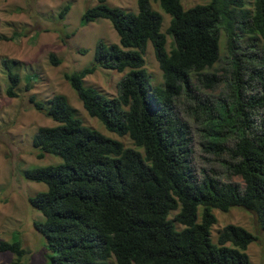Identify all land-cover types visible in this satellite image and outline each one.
I'll list each match as a JSON object with an SVG mask.
<instances>
[{
	"label": "trees",
	"instance_id": "16d2710c",
	"mask_svg": "<svg viewBox=\"0 0 264 264\" xmlns=\"http://www.w3.org/2000/svg\"><path fill=\"white\" fill-rule=\"evenodd\" d=\"M135 3L136 12L109 7L105 0L83 10L80 25L104 19L117 43L98 40L91 64L63 77L89 117L142 151L84 126L61 94L45 102L29 96L31 106L54 123L34 132L36 157L60 161L23 171L25 180L45 186L26 198L42 217L31 226L52 252L51 264H250L246 247L260 238L264 248V120L255 117L264 110V0H253L251 10L244 0H209L187 9L180 0ZM151 3L169 17L168 50L162 17ZM220 30L232 71L228 81L206 72L219 60ZM242 34L248 38L241 46ZM147 43L160 86H151L144 69ZM48 61L59 63L52 54ZM11 64L1 60L9 98L16 97L19 83ZM96 69L123 73L114 97L83 85ZM24 78L29 91L30 77ZM223 82L219 95L200 93ZM181 99L200 150L238 176L242 188L193 167L191 128L177 108ZM231 207L253 215L259 236L226 224L211 241V211ZM3 252L16 256L9 264H22L16 238L0 241Z\"/></svg>",
	"mask_w": 264,
	"mask_h": 264
},
{
	"label": "rangeland",
	"instance_id": "374dc122",
	"mask_svg": "<svg viewBox=\"0 0 264 264\" xmlns=\"http://www.w3.org/2000/svg\"><path fill=\"white\" fill-rule=\"evenodd\" d=\"M208 1L180 0V4L183 9H187L194 5L206 4ZM252 1L244 0V8L251 10ZM105 3L109 7L136 12L135 0H105ZM95 4L96 0H0V241L9 242L16 238L20 242L24 252L19 258L22 264H51L49 256L52 255V252L46 249L42 236L36 234L31 226L32 221H41L42 217L26 201L28 196L44 191L45 186L42 183L25 180L23 171L60 162L52 155L36 157L37 150L31 146L34 132L38 127H50L54 123L31 106L29 96L45 102L52 95L61 94L84 126L121 142L124 147L142 151L134 147L127 136L119 137L110 133L96 119L89 117L63 77L66 73L78 71L91 64L93 48L98 40L106 44L117 43V35L108 21L96 19L84 26L79 24L83 10ZM64 6H67L68 10L60 18L58 13ZM151 8L161 15V32L165 34L169 17L157 4L151 3ZM219 36V60L206 72L215 73L228 81L232 71L222 30ZM241 36L242 46L248 35ZM165 38V48L168 50L170 38L166 34ZM255 43V48L258 49L261 45L260 40ZM49 54L59 61L57 65L50 64ZM2 59L12 62V68L19 76V83L15 89L16 97L13 98L4 94L7 81L1 66ZM143 59L151 86H160L161 72L149 43L144 50ZM122 74L96 69L83 79V85L96 89L106 97H114L117 82ZM27 75L31 84L29 91L24 90L27 78L24 77ZM248 82L256 85L254 81ZM224 91L223 82L213 90L203 88L200 93L216 96ZM182 103V99L178 100L177 108L179 115L191 128L193 167L197 171L199 169L211 171L217 180L238 184L242 188L243 183L238 176L227 174L220 162L200 150L199 138L194 132L193 118L185 116V106ZM255 117L264 120V110H260ZM211 212L215 217V223L210 228L212 242L215 241L218 230L226 224L240 226L259 236L251 213L238 207H231L226 212L216 209ZM245 253L250 264H264V248L260 238L250 243ZM15 259L16 256L12 253H0V264H9ZM110 264L114 263L111 261Z\"/></svg>",
	"mask_w": 264,
	"mask_h": 264
}]
</instances>
